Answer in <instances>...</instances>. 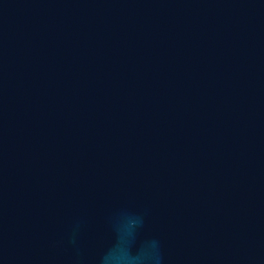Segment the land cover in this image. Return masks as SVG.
Masks as SVG:
<instances>
[{"label":"water","instance_id":"95a60500","mask_svg":"<svg viewBox=\"0 0 264 264\" xmlns=\"http://www.w3.org/2000/svg\"><path fill=\"white\" fill-rule=\"evenodd\" d=\"M264 264V0H0V264Z\"/></svg>","mask_w":264,"mask_h":264},{"label":"clouds","instance_id":"9594fccd","mask_svg":"<svg viewBox=\"0 0 264 264\" xmlns=\"http://www.w3.org/2000/svg\"><path fill=\"white\" fill-rule=\"evenodd\" d=\"M103 260L105 264H121V257L115 256L111 253H107L104 257Z\"/></svg>","mask_w":264,"mask_h":264}]
</instances>
